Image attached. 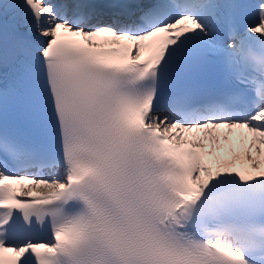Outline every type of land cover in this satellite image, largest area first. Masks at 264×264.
<instances>
[{
    "label": "snow or ice",
    "instance_id": "1",
    "mask_svg": "<svg viewBox=\"0 0 264 264\" xmlns=\"http://www.w3.org/2000/svg\"><path fill=\"white\" fill-rule=\"evenodd\" d=\"M0 264H264V0H0Z\"/></svg>",
    "mask_w": 264,
    "mask_h": 264
}]
</instances>
